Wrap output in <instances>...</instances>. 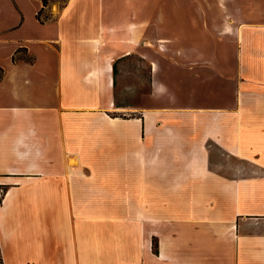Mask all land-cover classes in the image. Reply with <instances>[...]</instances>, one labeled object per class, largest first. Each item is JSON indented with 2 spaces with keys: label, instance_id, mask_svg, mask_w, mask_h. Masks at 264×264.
<instances>
[{
  "label": "crops",
  "instance_id": "obj_1",
  "mask_svg": "<svg viewBox=\"0 0 264 264\" xmlns=\"http://www.w3.org/2000/svg\"><path fill=\"white\" fill-rule=\"evenodd\" d=\"M81 1L0 0V264H264V0Z\"/></svg>",
  "mask_w": 264,
  "mask_h": 264
},
{
  "label": "rangeland",
  "instance_id": "obj_2",
  "mask_svg": "<svg viewBox=\"0 0 264 264\" xmlns=\"http://www.w3.org/2000/svg\"><path fill=\"white\" fill-rule=\"evenodd\" d=\"M67 0H47L48 4L49 2L54 3L55 9H56V2H64L66 3ZM120 0H117V3H119ZM140 5H142L143 0H139ZM222 1V0H221ZM145 4V0H144ZM98 7V0H82L81 3L76 5V7L84 8H97ZM118 6V5H117ZM45 15V14H44ZM173 72V71H172ZM152 70L151 66L145 61L143 63L141 61V58H139L137 55L130 56L129 58L120 61L118 67H117V84H116V93L118 95V99L121 102L130 103L132 110H127L123 113H114L110 114L111 116H125V118H136V117H143V112L141 111V98L143 95H148L152 91ZM171 96L165 97H151L149 101L144 99V105L145 108L147 106H176V104L171 100ZM204 103V99H198L196 105H201ZM146 110V109H145ZM146 114V113H145ZM148 120L150 117H145ZM181 119V117H178ZM198 120H205L206 115L197 114ZM173 162V161H172ZM206 163V161H205ZM4 185V184H3ZM6 187L3 186V188H0V201L3 200L5 196ZM136 212V211H135ZM137 212H145V209L143 210L142 207H139L137 209ZM140 214V213H137ZM141 217V215H140ZM152 223V222H151ZM155 223V222H154ZM124 226L118 225V232H120L122 229L129 230L133 233V235H147L148 228L151 226H148L147 224L139 221H129L127 223H123ZM157 229V224L155 226L151 227V231H154L153 228ZM156 241L153 240V246L152 249L156 246ZM139 252L142 251V249L138 250ZM144 258V257H143ZM142 262V261H141Z\"/></svg>",
  "mask_w": 264,
  "mask_h": 264
},
{
  "label": "trees",
  "instance_id": "obj_3",
  "mask_svg": "<svg viewBox=\"0 0 264 264\" xmlns=\"http://www.w3.org/2000/svg\"><path fill=\"white\" fill-rule=\"evenodd\" d=\"M41 1H42V3H43V6H44V7H46V6L48 5L47 0H41ZM141 61H142V59H141ZM113 72H114V75H115V78H114V84H115V102H116L117 106H129V105H131L130 103H126V102L124 103V102H121V101H119V99H118V95H117V93H116V84H117V81H116V75H117V63L114 64ZM153 251H154L155 253L158 252V251H157V246H155V248L153 249Z\"/></svg>",
  "mask_w": 264,
  "mask_h": 264
}]
</instances>
